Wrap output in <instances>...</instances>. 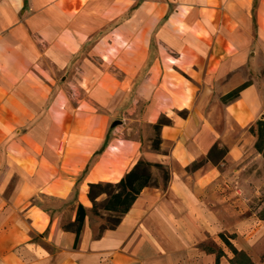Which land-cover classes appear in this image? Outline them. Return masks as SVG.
Segmentation results:
<instances>
[{
    "label": "crops",
    "instance_id": "crops-1",
    "mask_svg": "<svg viewBox=\"0 0 264 264\" xmlns=\"http://www.w3.org/2000/svg\"><path fill=\"white\" fill-rule=\"evenodd\" d=\"M257 12L264 0H0V264H187L174 251L215 225L188 178H171L172 201L147 185L115 227L97 231L87 214L88 182H117L139 159L140 142L109 136V108L127 98L153 41L157 54L132 101L151 90L153 124L160 112L188 108L187 118L173 117L159 130L160 143L176 136L183 145L173 150L178 163L187 169L202 153L197 137L206 129L218 134L208 120L215 113L229 130L243 128L239 141L264 158L249 131L264 117V14ZM173 64L196 73L191 97L187 84L170 96L173 84L163 77ZM245 81L236 98L221 100ZM235 152H242L239 142L215 140L206 162L217 165ZM213 177L207 168L200 183ZM75 190L66 207L48 203ZM185 198L182 209L177 199ZM79 203L87 212L75 243L63 224L75 220ZM220 233L253 264H264L253 239L238 247L223 230L217 237L232 256L220 262L223 251L208 248L194 252V264H233Z\"/></svg>",
    "mask_w": 264,
    "mask_h": 264
},
{
    "label": "rangeland",
    "instance_id": "rangeland-1",
    "mask_svg": "<svg viewBox=\"0 0 264 264\" xmlns=\"http://www.w3.org/2000/svg\"><path fill=\"white\" fill-rule=\"evenodd\" d=\"M257 14H264V12H257ZM254 29L256 32L257 23H254ZM154 34L155 33H153V39ZM255 36L256 33L254 37ZM142 46V43H140L139 53H141ZM256 49L257 44L254 40V44L251 46L253 55L256 52ZM156 54L157 43L153 41L150 43L149 57L143 62L139 69V73L136 75L132 83H130L126 92L127 98L125 97L126 99H124L125 101H119V103L114 102V104L110 105L109 111L113 116H111L109 123V136H117L126 140L135 139L140 142L139 150L136 151L133 156L135 161L138 158H143L163 163L164 170H166L165 173H167L168 177L164 178L163 170L152 169L153 181L149 185V189L154 191L158 190L159 192L161 191L166 199L172 201L177 197L168 192V189L172 185L171 178H188L189 184H191L193 191L196 193V198H199V201H201L213 215L215 222L214 227H209L208 230L205 229V231H200L198 239L195 237H189L188 244H184L183 247L179 246L180 248L177 249L178 253L177 250L174 251L175 256L182 254L186 259L187 264H194L191 258L192 255L197 253L196 251L204 252V249L212 248L214 250L221 249L223 251L224 255L220 258V262L221 260L229 259L232 254L217 237L219 230H223L227 234H233L234 238L232 240L236 242L238 247L243 241L253 239L254 242H256L255 245L260 247L258 251H261V249L264 250V158H262L261 155L257 156L258 154L254 149L251 150L245 146L246 142H244L243 139H240L239 141L238 138L242 135L243 128H231L229 130L223 125L221 117H217L216 113L212 114L213 117L208 120L212 122L214 128H217H215V131L218 130V134H214L209 129H206L201 136L197 137V139L204 140V150H202V153L198 154L194 159V162L188 163L189 166L187 169L178 163V155L173 152L174 147H183L176 136L168 137L163 143H160L158 149L152 147V140L159 135V131L158 133L155 132L152 128V117L147 115L152 104L151 90L149 88H142L141 99L137 102L132 101V95L138 84L140 85L147 75L148 68L155 59ZM172 67L175 70H168L165 67L166 70L163 82L165 80L170 83L172 82L174 89L169 91V94L175 99L177 93L182 91L185 84L191 87V82L196 83L194 79L196 73L194 71L187 72L179 69L174 64ZM262 73H264V69H262ZM193 91L194 89L192 87L189 88L188 96L191 97ZM207 107H209L207 109L208 111L212 105L209 103ZM167 113L160 112L159 115H164L169 120L168 123H165L167 125L173 124V117H176L178 119L177 122H180L181 118L185 119L189 115L188 108L178 109L174 107L172 108V112L168 111ZM115 120L120 121L118 122ZM113 121H115V123H113ZM162 134L166 135V132H161L160 135ZM159 137L161 139V136ZM194 137L195 135L193 138ZM215 140L226 146L231 144L235 145L239 142L240 146H242V152H235V154L231 153V155L228 154L224 161L217 165H213V162L211 163L210 161L206 162L205 153L207 147ZM186 144L187 143H185V145ZM215 155L217 159L218 153ZM236 158H241V160L237 161V163ZM201 164V170L198 169V172H192L193 169L191 168L200 166ZM207 168L215 170V177L210 179L207 184L205 183L202 185L200 183L201 176ZM186 186L190 185L186 184ZM75 195L76 190L65 200L59 201L56 199H50L48 203L60 207H66L68 204L73 203ZM104 195L105 193L99 195L96 199L99 201ZM155 200L157 199L155 198ZM177 201H182V209L189 206V201L186 198L185 200L177 199ZM72 209L73 205L68 207L66 213L67 217ZM87 214L89 216V221L96 231L101 225L106 223V214L99 216L93 214L90 210ZM260 257L261 260L264 261V255H260ZM201 264H214V261L212 259L206 261L202 260Z\"/></svg>",
    "mask_w": 264,
    "mask_h": 264
},
{
    "label": "trees",
    "instance_id": "trees-1",
    "mask_svg": "<svg viewBox=\"0 0 264 264\" xmlns=\"http://www.w3.org/2000/svg\"><path fill=\"white\" fill-rule=\"evenodd\" d=\"M247 84H249V81H245L233 88L228 93L222 95L221 100L223 102H228L229 100L236 98L239 91ZM168 122L169 120L164 115H161L157 122L152 124V128L158 133L160 126ZM249 131L256 138L254 143L256 150L264 155V117H258V119L251 123ZM159 141V135L152 140V147L154 149L159 148ZM152 169H161L164 171V178L168 177L167 173H165L166 170H164L163 164L160 162L158 163L139 158L132 167L117 180V182H88L89 188L87 196L92 202L90 211L95 215L102 216L106 214L107 216L106 223L100 227L101 230L104 228H113L118 224L122 214L131 207L142 189L152 183ZM103 193H105L104 197L98 201L96 198ZM86 212L87 208L79 203L75 212V220L63 224L65 229L74 231L75 243L78 240L80 229L82 228L86 217ZM220 236L232 249L234 254L232 259L233 264H253L247 254L236 249L235 246L232 247L231 243L224 237L223 233H220Z\"/></svg>",
    "mask_w": 264,
    "mask_h": 264
}]
</instances>
